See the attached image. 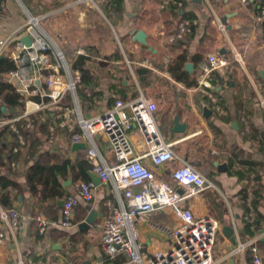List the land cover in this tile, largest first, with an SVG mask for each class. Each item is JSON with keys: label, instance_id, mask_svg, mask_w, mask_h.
Here are the masks:
<instances>
[{"label": "crops", "instance_id": "1", "mask_svg": "<svg viewBox=\"0 0 264 264\" xmlns=\"http://www.w3.org/2000/svg\"><path fill=\"white\" fill-rule=\"evenodd\" d=\"M14 1L16 5L7 0L0 15V39H12L4 58L35 18L39 32L64 53L71 68L80 55L90 59L87 79L76 88L84 117L92 118L117 100H132L143 91L158 105L156 119L163 137L175 142V151L218 186L186 203L195 217L209 216L219 223L215 264H252L249 251L224 257L238 241L255 238L264 262V20L257 21L264 0H121L119 6L109 0ZM181 24L187 26L185 32ZM140 30L147 35L146 45L134 40ZM211 54L226 65L215 66L201 80L202 64ZM68 97L67 103L74 105L73 95ZM26 108L32 112L25 116ZM6 113L10 116L0 118V132L21 119L35 123L30 124L27 145L14 151L12 136L0 134V180L7 183V188L0 184V206L14 207L20 215L18 230L5 229L6 237L0 240V264H131L125 255L108 258L103 253L101 232L95 227L113 208L127 207L112 181L97 185L91 202H79L73 228L50 226L44 234L37 229L38 215L60 221L59 201L74 194L77 182L92 181L90 143L72 141L82 131L77 115L38 111L33 102ZM176 117L186 125L182 134L174 132ZM130 139L135 155L143 154L145 146L135 131ZM97 145L103 162L113 165L106 140L98 138ZM145 164L167 181L176 166L155 167L149 159ZM37 166L53 168L57 186L51 181L46 189L40 182L33 191L30 177ZM56 190L63 196H54ZM6 194L12 207L2 203ZM93 211L94 224L81 229ZM176 223L171 210L149 215L139 224L141 253L159 249L166 239L163 229Z\"/></svg>", "mask_w": 264, "mask_h": 264}, {"label": "built area", "instance_id": "2", "mask_svg": "<svg viewBox=\"0 0 264 264\" xmlns=\"http://www.w3.org/2000/svg\"><path fill=\"white\" fill-rule=\"evenodd\" d=\"M209 3L208 0H205ZM247 3L248 0H242ZM220 30L225 26L216 17ZM264 20V6L257 21ZM38 20L32 18L21 36L15 38L14 50L9 58L15 68L5 74L6 80L16 87L25 104L33 102L35 110H61L64 114H76L81 133L72 136L74 143L87 141L88 160L92 173L102 184L112 181L118 194L121 192L127 202L113 210L98 222L95 227L101 232V249L108 258L125 255L131 264H215L213 249L219 230V223L209 217H195L186 203L207 190H218L213 181L193 167L175 151V142L166 140L156 119L157 103L139 90L136 98L128 101L117 100L103 113L92 118L84 117L79 111L76 88L81 82L79 71L72 70L64 53L39 32ZM187 26L181 24L180 31ZM32 38L31 47L20 39L24 35ZM12 39H0V57L6 55ZM83 53V52H81ZM237 59L242 60L239 54ZM219 63L216 54L208 56L207 66ZM148 64L142 62L143 66ZM203 92L207 93L204 89ZM73 95L74 105L67 103ZM39 98V101H35ZM67 103V104H66ZM264 108V99L261 98ZM31 110H25V116ZM3 124V123H2ZM30 127V124L29 126ZM135 131L145 146L141 155H135L130 139ZM104 138L113 153L115 163L106 165L98 151L97 140ZM145 159L155 167L176 165L167 181L151 170ZM96 184L93 181H79L75 192L67 196L62 208V219L51 221L43 215L35 218L37 229L44 234L50 226L71 229L75 226L74 210L80 201L91 202L95 197ZM183 192H179V190ZM171 210L177 223L163 229L166 239L153 253L142 254L139 242V224L149 215L158 211ZM20 224L19 212L14 208L0 206V240L6 237L5 229L15 233ZM258 238L246 242L238 241L224 257L249 251L252 264H264L258 248Z\"/></svg>", "mask_w": 264, "mask_h": 264}, {"label": "trees", "instance_id": "3", "mask_svg": "<svg viewBox=\"0 0 264 264\" xmlns=\"http://www.w3.org/2000/svg\"><path fill=\"white\" fill-rule=\"evenodd\" d=\"M121 0H109V3L115 4L119 6ZM90 61V59L86 56L80 55L77 57L76 61L72 64V69L74 71H79L81 74V82L79 84L85 83L88 71H87V63ZM15 68V63L10 58H0V103L4 105L8 110H12L14 108L21 109L24 106V102L21 101V96L16 91V87L9 83L6 78L5 74ZM78 84V85H79ZM77 85V86H78ZM37 99V98H36ZM10 114L4 113L1 110L0 105V118L1 117H9ZM34 119H21V121L15 123V124H8L4 125L2 133H8L10 136H12V139L14 140V143L12 145V150L19 149L18 147H25L27 145V140L29 135L31 134L29 124L34 127ZM2 146V145H0ZM53 168L45 169L40 166H37L35 169H33V173L30 177L31 183L33 184L32 190L35 191L36 186L34 184L36 183H42L44 187L47 189L48 184L52 181L54 185L57 186L55 183L53 177H52ZM0 184L3 188H7V183H5L3 180H0ZM54 196L62 197L63 192L56 190L53 192ZM9 195H3L2 196V203L4 206H10L12 207V204L8 202Z\"/></svg>", "mask_w": 264, "mask_h": 264}, {"label": "water", "instance_id": "4", "mask_svg": "<svg viewBox=\"0 0 264 264\" xmlns=\"http://www.w3.org/2000/svg\"><path fill=\"white\" fill-rule=\"evenodd\" d=\"M7 4V0H0V15H2L4 13L5 10V6ZM223 22L225 23V20H223ZM147 35L142 31H138L135 36H134V40L138 41L139 43H142L144 45L147 44ZM20 41L25 44L27 47H31L32 45V38L30 35H24L21 37ZM0 58H4V56L0 57ZM262 77L264 78V72H261ZM1 110L2 112L6 113L7 112V108L2 105L1 106ZM211 112V111H210ZM186 130V125L184 123H179V117L175 118V127H174V132L178 133V134H182L184 133ZM192 165V164H191ZM91 179L92 181L97 185H99L101 182L100 180L97 178L96 175L92 174L91 175ZM179 192H183L181 189L179 190ZM19 201H21V197L19 198ZM65 200L59 201V205L64 206ZM97 213L96 212H91V214L89 215V217L80 225L81 229H89L95 222ZM233 229L230 227L228 229V233L233 234Z\"/></svg>", "mask_w": 264, "mask_h": 264}, {"label": "bare ground", "instance_id": "5", "mask_svg": "<svg viewBox=\"0 0 264 264\" xmlns=\"http://www.w3.org/2000/svg\"><path fill=\"white\" fill-rule=\"evenodd\" d=\"M207 63H208V60H207V62L202 64V74H200V76H199L201 80L206 78L207 73L209 71H212L211 69H213L215 67V66L214 67H209V66H207ZM225 65H226V62L219 59V63L216 66L223 67ZM202 84H206V83H202ZM202 87H203V85H202Z\"/></svg>", "mask_w": 264, "mask_h": 264}, {"label": "rangeland", "instance_id": "6", "mask_svg": "<svg viewBox=\"0 0 264 264\" xmlns=\"http://www.w3.org/2000/svg\"><path fill=\"white\" fill-rule=\"evenodd\" d=\"M13 3L16 5V3H15V1L13 0ZM20 110V109H19ZM212 180V179H211ZM213 181V180H212ZM213 183L215 184V182L213 181ZM216 185V184H215ZM216 187L218 188V186L216 185ZM138 233L140 234V232H139V228H138ZM139 237H140V235H139Z\"/></svg>", "mask_w": 264, "mask_h": 264}]
</instances>
